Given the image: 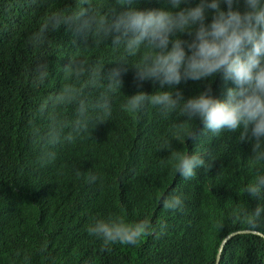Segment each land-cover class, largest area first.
Segmentation results:
<instances>
[{
  "label": "trees",
  "instance_id": "1",
  "mask_svg": "<svg viewBox=\"0 0 264 264\" xmlns=\"http://www.w3.org/2000/svg\"><path fill=\"white\" fill-rule=\"evenodd\" d=\"M84 18L107 13L110 20L135 8L165 9L168 0H88ZM186 0L180 8L195 7ZM81 0H0V264H215L222 238L239 229L264 235V215L252 228L244 213L264 198L253 199L243 187L256 170L247 160L251 145L239 142V133L222 131L213 136L199 119L185 125L195 138L177 141L173 127L184 117L180 109L167 118L146 104L139 113L123 108L125 96L143 91H169L158 82L138 87L135 65L141 52L127 57L123 46L112 47L109 36L99 46L89 31L62 24L48 33L40 47L29 43L44 19L52 13L76 11ZM226 9L225 5H221ZM243 10L244 5H239ZM211 12L208 13L209 22ZM181 39L189 40L187 34ZM170 47V46H169ZM126 62V63H122ZM85 68L69 76L72 64ZM47 64L41 82L39 65ZM99 80L94 72L101 67ZM122 69L120 92L108 90L106 77ZM208 81H187L176 86L185 100L198 95ZM234 87L220 75L211 81L214 97L226 98ZM66 88L76 94H60ZM175 90V89H174ZM107 97L112 113L100 123L97 107ZM86 111L79 113L80 102ZM171 150L199 152L207 168L184 180L175 173ZM264 168V165L256 166ZM97 179L89 182L88 176ZM183 199L181 210H166L163 199ZM124 216L126 222L148 218L153 234L135 246H110L89 235L98 218ZM264 240L236 234L224 246L218 264H262Z\"/></svg>",
  "mask_w": 264,
  "mask_h": 264
},
{
  "label": "clouds",
  "instance_id": "2",
  "mask_svg": "<svg viewBox=\"0 0 264 264\" xmlns=\"http://www.w3.org/2000/svg\"><path fill=\"white\" fill-rule=\"evenodd\" d=\"M119 2L123 3V0ZM184 2L186 0H168L172 9H179L175 12L132 8L110 20L107 13L100 11L84 18L87 9L82 5L89 3L88 0H81L76 11L49 14L39 29L31 34L29 43L35 47L43 46L48 42L49 32L67 24L76 31L91 32L95 46L111 36L112 47L123 46L126 58L138 55L143 49L139 61L132 65L137 86L153 81L161 87L169 86L170 90L151 95L140 91L125 96L122 107L139 113L146 104H150L158 107L165 118L179 108L180 115L185 119L173 125L178 130L173 136L177 141L182 140L183 144L187 138H195L194 130L185 132V125L194 119H199L204 129L213 136H219L225 130L239 133V142L251 145V155L247 160L256 170L254 180L246 184L242 191L253 199H262L264 168L256 166L264 165V0H199L195 7L180 8ZM222 4L226 9H222ZM240 4L244 5L242 11ZM209 12L211 18L206 22ZM184 34L190 39H181ZM38 67V75L43 82L49 75L48 66L42 64ZM102 67L94 72L99 80L105 79L101 77ZM64 71L69 76L79 77L84 74L85 68L73 63ZM121 72L122 69L113 68L108 73L106 86L109 91L121 93ZM217 75L234 85L226 89L223 100L212 93L211 81ZM189 80L208 81V84L198 95L185 100L176 86ZM66 93L75 95L76 90L66 88L59 98ZM97 107L102 113L100 123L107 122L112 113L108 98L105 97ZM85 111V103L81 101L79 113L83 115ZM166 143L169 158L175 162V173H179L184 180L196 177L198 168L208 167L201 153L189 155L187 151L171 150V141ZM96 179L95 175L88 176L89 182ZM162 203L164 209L176 211L183 208L184 202L180 195L172 194ZM244 215L248 225L255 228L264 215V205L258 204ZM87 231L102 241V250L110 251V246L116 244L135 246L142 238L153 234L155 228L148 218L129 223L124 216L113 214L95 219Z\"/></svg>",
  "mask_w": 264,
  "mask_h": 264
},
{
  "label": "water",
  "instance_id": "3",
  "mask_svg": "<svg viewBox=\"0 0 264 264\" xmlns=\"http://www.w3.org/2000/svg\"><path fill=\"white\" fill-rule=\"evenodd\" d=\"M245 233H251V234H255V235H258L260 237L263 238L264 240V235L259 232V231H256V230H251V229H241V230H234V231H231L229 233H227L223 238H222V241L218 247V251H217V255H216V258H215V264L218 263L219 261V258H220V254H221V251L222 249L224 248L225 244L230 240V238L236 234H245Z\"/></svg>",
  "mask_w": 264,
  "mask_h": 264
},
{
  "label": "rangeland",
  "instance_id": "4",
  "mask_svg": "<svg viewBox=\"0 0 264 264\" xmlns=\"http://www.w3.org/2000/svg\"><path fill=\"white\" fill-rule=\"evenodd\" d=\"M262 264H264V260H263V263Z\"/></svg>",
  "mask_w": 264,
  "mask_h": 264
}]
</instances>
